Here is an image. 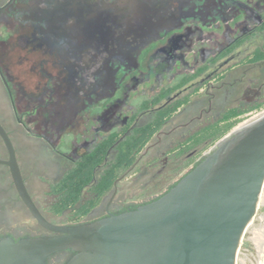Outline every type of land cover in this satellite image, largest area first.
<instances>
[{
	"label": "flooded vegetation",
	"instance_id": "flooded-vegetation-1",
	"mask_svg": "<svg viewBox=\"0 0 264 264\" xmlns=\"http://www.w3.org/2000/svg\"><path fill=\"white\" fill-rule=\"evenodd\" d=\"M258 37H263L262 42L250 55L256 48L264 50V0H0V113L6 119L0 117V124L15 149L23 183L42 215L52 223H69L60 219L69 209L61 214L50 210L53 186L110 132L130 130L146 121L148 111L138 112L146 97H131L139 86L152 82L154 97L182 76L203 68L193 80L202 77L191 82L196 98L165 120L128 168L142 163L140 174L121 191L119 180L86 216L101 209L99 217L118 213L162 194L131 200L135 182L142 179L141 190L163 173L169 154L175 152L172 148L166 152L170 143L180 144L229 107L252 105L260 99L258 78L242 86L243 76L213 84L205 82L203 75L205 66L226 64L236 49ZM227 50L231 51L223 55ZM181 67L185 71H177ZM189 84L166 101L178 98ZM229 98L240 104L225 107ZM214 111L219 116L206 119ZM40 112L43 129L36 133L28 123L32 114ZM186 130L191 132L181 136ZM7 159L0 137V237L17 240L53 234L32 218L9 166L1 162ZM25 164L36 189L30 187ZM40 173L54 179L44 190L36 183ZM25 218L40 231L29 232ZM70 254L57 252L48 264H63Z\"/></svg>",
	"mask_w": 264,
	"mask_h": 264
},
{
	"label": "water",
	"instance_id": "water-1",
	"mask_svg": "<svg viewBox=\"0 0 264 264\" xmlns=\"http://www.w3.org/2000/svg\"><path fill=\"white\" fill-rule=\"evenodd\" d=\"M9 170L32 218L53 234L0 237V264H235L264 183V113L233 127L166 191L90 221L52 223L23 183L15 149L0 124ZM121 177L116 178V183ZM264 264V261H263Z\"/></svg>",
	"mask_w": 264,
	"mask_h": 264
},
{
	"label": "trees",
	"instance_id": "trees-1",
	"mask_svg": "<svg viewBox=\"0 0 264 264\" xmlns=\"http://www.w3.org/2000/svg\"><path fill=\"white\" fill-rule=\"evenodd\" d=\"M230 51H225L223 55ZM261 59H264V50L256 48L246 61L255 62ZM202 70L203 68L196 73L182 76L172 86L162 89L154 97L143 99L138 104V112L148 111L149 119L130 130L110 132L90 152L80 156L53 186L54 197L51 200L50 210L61 214L69 209L66 220L69 223L81 222L82 218L111 190L120 173L132 165L138 153L161 128L165 120L189 100L188 96H183L166 101L167 97L191 82ZM262 105H264V99L248 106L227 108L218 119L201 126L174 147L173 157L190 150L206 148L235 127L240 121V116ZM191 163H193L192 157L186 159L176 169L177 173H181ZM175 182L176 180L170 182L166 190Z\"/></svg>",
	"mask_w": 264,
	"mask_h": 264
},
{
	"label": "rangeland",
	"instance_id": "rangeland-1",
	"mask_svg": "<svg viewBox=\"0 0 264 264\" xmlns=\"http://www.w3.org/2000/svg\"><path fill=\"white\" fill-rule=\"evenodd\" d=\"M233 26V25H231ZM222 27H224L222 25ZM4 32H6L8 29H6L5 27L1 28ZM9 31V30H8ZM262 38L263 37H258L256 39H254L252 44H245L242 45L241 47H239L238 49H236L233 52V57L230 61H228L226 64H224V62H222L223 64H221V66H219L218 64L216 65H212V66H206V70L203 73V75L206 77L205 78V82H208V80H210V83L213 84H218L220 81H229L232 80L235 77H241L243 76L244 79L241 80L242 82V86H245L246 84L249 83L250 80H255V79H259L258 84H262V94L260 95V99L257 101H262L264 99V62L262 63H257V64H251L248 63L247 60V56L250 55L251 51L253 50V48L258 45L259 43L262 42ZM192 69V68H191ZM191 69H188L189 72H192ZM177 71H185L182 67L179 68ZM223 75L222 79L218 76ZM202 75L200 77H197L195 80L191 81V82H195L198 81L199 78H201ZM188 85V88H186L182 94L178 95L179 97H183V96H188L189 97V101H192L193 99L196 98V95H198V93L193 92V88H194V84L191 83ZM169 81L165 80L163 82L164 85L168 84ZM206 84V83H205ZM203 85V89H206V85ZM153 86L152 82H148L145 84H142L141 86H139L138 90L133 92L131 95L132 99L136 98L139 99L140 95L143 94L147 99L151 98L154 93L155 90L151 91L150 87ZM253 87H257L255 84L253 85ZM202 93V92H201ZM220 94H223V90L220 89ZM240 101H236V100H232V99H228V101L226 102L225 107L228 106H234V105H239ZM220 112H211L209 113L206 117V119L209 120H214L215 118H217L219 116ZM262 113H264V105L254 108L253 110H251L250 112L242 115L239 117L240 121L238 122V124L236 126L242 125L244 123H247L255 118H257L258 116H260ZM43 114L40 113H34L31 115L28 126L33 129L34 132L38 133L41 132L43 129L42 125V117ZM0 117L2 118V120H6L4 119L3 115L0 113ZM147 117V118H146ZM146 117H144L143 120H147L149 119V115H147ZM37 125V126H35ZM6 126L8 128H10V123L6 122ZM192 130V129H191ZM191 130H186L183 134H181V136L183 135H187L189 132H191ZM53 132V130H52ZM105 131L104 133H100V135H105ZM216 142V141H215ZM211 143L209 144L206 148L200 149L198 148L195 152H192L193 150L187 151L186 153L181 154L180 156H172V154H169V158L166 162V168L163 171V173L161 175H158V177L149 185H147L146 188L144 189H138V186L141 182L142 179H140L139 181L135 182L134 184V188L132 189V201L135 202H139L140 200H142L145 196L147 195H151L154 193H158V192H163L165 191V189L167 188V186L170 184V182L177 180L183 173H185L187 170H189L194 163H196V161H198L200 159V157L209 150V148L215 143ZM177 145H175V142H172L168 145V148L166 149V152L171 151L174 147H176ZM144 148V147H143ZM140 151L142 153L143 151ZM170 148H172L170 150ZM191 153V154H190ZM190 154V156H188ZM163 156H159L158 158H162ZM192 157L193 163H191L190 165H188L186 168H184L182 170L181 173H177L176 169L181 166L186 159ZM26 162V160H25ZM27 165L25 164V175L28 177V169L26 168ZM142 170V163L139 164L138 166H136L135 169L133 170H123L120 175H121V179L120 182L117 183L118 186V191H121L122 189L125 188V184L127 182H129L131 179L135 178L136 176H138L140 174ZM149 174V171H147L145 173V176ZM36 183L40 186L42 184V188L44 190V187L47 188V183L50 181H54V179H51L50 177H48L45 173H40L39 175L36 176ZM28 182L30 184L31 189H36L35 186H33V180L30 179V177H28ZM33 183V184H32ZM137 189V190H136ZM136 191V193H134ZM36 197H39L41 195V193H39V191L35 192ZM42 203V201H41ZM103 213V210L101 209L98 213L95 214H91L89 216H84L82 218L81 221H90V220H94L97 219L101 214ZM66 216V215H65ZM62 217L60 219L63 220V222L66 221L67 216L66 217ZM28 222V223H27ZM2 228V227H1ZM25 228L29 229V232H39L40 230L34 226L33 221L29 218H25ZM37 228V229H36ZM264 257V183L262 186V190L259 196V201L257 204V209L255 211V214L253 215V218L251 219L250 223L247 225L241 241H240V245L237 249V253H236V260H235V264H261L262 259Z\"/></svg>",
	"mask_w": 264,
	"mask_h": 264
},
{
	"label": "bare ground",
	"instance_id": "bare-ground-1",
	"mask_svg": "<svg viewBox=\"0 0 264 264\" xmlns=\"http://www.w3.org/2000/svg\"><path fill=\"white\" fill-rule=\"evenodd\" d=\"M242 125H243V124H242ZM239 126H241V125H239ZM239 126H238V127H239ZM263 261H264V257H263V259H262V262H261V264H263Z\"/></svg>",
	"mask_w": 264,
	"mask_h": 264
}]
</instances>
